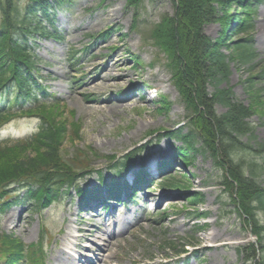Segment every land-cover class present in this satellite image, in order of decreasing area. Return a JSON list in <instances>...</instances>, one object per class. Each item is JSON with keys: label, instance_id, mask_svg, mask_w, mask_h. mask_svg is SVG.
<instances>
[{"label": "rangeland", "instance_id": "374dc122", "mask_svg": "<svg viewBox=\"0 0 264 264\" xmlns=\"http://www.w3.org/2000/svg\"><path fill=\"white\" fill-rule=\"evenodd\" d=\"M241 1L243 0H213L212 12L208 18H203L202 14L190 10L193 9V4L197 5L196 0H136L135 2L130 0H67L62 7H55L46 16L39 13L34 23L41 22L43 26H49L50 35L37 40L36 54L42 60L39 67L41 72L37 73L42 78L43 85L48 87L50 94L55 96L64 94L62 103L66 105L63 107L62 104L56 108L47 107L43 111L56 125L51 136L56 139L57 160L67 161L64 162L66 165H70L69 162L74 159L92 164V169L104 170L102 172L110 181L113 173L110 168L119 160H124L122 159L123 154L133 151L136 144L155 133L159 136L161 134L162 137L156 136L162 141L157 148L150 147L146 152L150 155H160L165 159L171 153L175 156V148L182 144L173 141L175 148L173 147L172 150V142L164 136L175 126L185 123L188 128H185L184 133H189V128H191L189 126H195L199 130L197 147L202 148V140H209L211 133H215L210 127L212 126L211 120L199 113V110L204 107V104H199L201 101L199 94L194 96L191 91L192 88L197 90L198 82L189 83L188 78L182 71L180 72L183 59L179 55V52L186 53L190 61V63L188 61L189 73L193 74L198 68L193 59L195 55L191 47L197 41L198 43L207 41L210 44L220 41L221 47H224L223 52L231 59H234L235 42L245 40L252 45L255 52L253 69L233 63L229 81L223 83L221 88L232 91L233 100L243 103L248 109L254 135L259 143L264 144V40L260 35L264 24V0L251 14L240 6ZM27 4V0H20L18 3L24 15H26ZM112 10L117 11L116 17L120 18V23L109 22L105 18V14ZM246 20H251L249 21L251 30L246 34L236 35L235 26ZM101 22L107 23L98 26ZM176 38L181 39L180 46H177ZM109 42L124 44L127 48V51L122 54L121 63H128L126 66L130 68L129 73L134 76V80L123 83V91L112 90L101 97L109 101L126 99L132 89V92L136 94L134 106L125 111H115L113 114L107 113L109 111L107 104H104L107 110L102 113H96L94 110L90 113L86 109L83 111V108L93 104L90 102L91 95L79 96V90L85 82L89 81V77L83 74V69H76L80 60L74 65H70L69 60L77 55L80 59H85L86 65L94 64L98 68L93 71L92 76H94L103 69L104 64H107V59L97 58L96 48L98 45H109ZM116 51L115 48L109 46L104 48L103 53L112 55ZM159 66H164L165 69L161 71ZM73 69L79 73L77 78L72 75ZM158 69L160 73L164 72L169 80L162 83L161 87L156 86L159 83ZM150 73L153 74L152 79H148ZM135 80L142 81L139 87H135L133 83ZM249 80L256 82L258 93L255 91L248 93L247 82ZM143 86L150 89L153 96L157 95L158 99L162 98L160 99L162 104L156 100L152 101V96L145 99L143 94L145 90L141 91L142 100H139L138 93L140 94L139 90ZM203 88L207 94H213L210 84H204ZM71 97L73 101L78 100V102L73 104ZM213 111L216 115H222L226 109L217 105ZM29 126L30 121L28 120L14 122L3 132L0 140L7 138L9 133L20 134L24 127ZM99 134L105 144L101 143L103 139L98 138ZM212 139L215 141V138L212 137ZM241 142L248 143V137H243ZM256 147L258 146L255 145L254 148ZM220 149L222 147L219 148V153L222 154ZM209 150L212 149L209 147ZM45 152L44 148L36 145L28 147L23 152L16 151L8 157H0V178L11 175L14 169L12 165L19 159L38 157L41 154L44 155ZM256 155L258 154L255 152L240 154L246 162H256L260 168L262 166L264 169V157ZM220 158V161L225 164L221 155ZM139 164L136 169H139ZM85 167L87 165L83 164L81 170L83 174L78 173L74 176L76 180L81 181L79 183L81 185L87 183L85 181L87 171L91 170ZM179 167L172 176L166 179L179 181L182 186H187V191L184 192L181 188L164 191L158 185L155 190L157 194H168L178 203L169 202L171 204L167 207L169 203L164 204L163 200L159 208H149L144 213L145 215H132L135 221L140 220L136 222L135 227L118 239L116 246L109 250V255L114 254L112 263L247 264L250 254L248 246L253 236L249 230L250 221L243 220L238 214V205L235 206V203L231 201V198L236 197L237 191L236 185L232 183L234 177L229 173L231 180L229 183L226 182L224 171L222 172L220 165H217L214 153L210 151L206 154H195L188 167L184 165ZM90 179H93V176ZM166 179L159 184H164ZM259 180L264 190V170ZM224 186L228 192L224 191ZM196 194H202L201 197H203V201L196 209L209 212L208 221L201 219L193 222L192 219L198 214L196 212L186 213L187 209H191V203H189L191 197ZM134 209L139 210L136 207ZM76 210V204L72 207L52 205L49 209L39 213L15 207L3 214L0 219V229L10 230L9 225H6L7 216L9 213L13 215L12 212H18L20 217L13 219V223L18 227L14 231L17 238L27 245L37 243L40 241L43 227L46 226L52 231L49 233V242H54L59 231L69 227L72 218L70 213H75ZM126 213L120 211L121 219H124L126 215L129 216ZM183 214L188 218H184ZM259 218L264 224V212L259 213ZM111 222L114 224L115 219ZM112 229H115V226L112 225ZM261 229L263 227L259 229V233ZM213 230L225 237L217 241L215 244L219 246L217 248L207 247L203 241L204 236ZM229 239L233 240L229 241ZM184 244L188 245L186 252L188 254L190 251L189 255L176 256V250H180ZM200 248L204 250L199 251ZM192 251L195 254H192ZM47 252L48 264L68 262V259L66 257L62 259V256L54 259L57 251L51 245L48 246Z\"/></svg>", "mask_w": 264, "mask_h": 264}, {"label": "trees", "instance_id": "16d2710c", "mask_svg": "<svg viewBox=\"0 0 264 264\" xmlns=\"http://www.w3.org/2000/svg\"><path fill=\"white\" fill-rule=\"evenodd\" d=\"M54 1L57 3L59 2V0ZM130 1L135 2L136 0ZM212 1L213 0H196L197 5L193 4L192 6L194 7L190 10L202 14L203 18H208L212 12ZM48 2V0H28L27 16L23 19L22 12L15 0H0V91L5 88L10 81H16L19 84L16 96L17 100L23 99L26 101L32 96V92L26 84L28 85V81H31V79L28 80L30 77L29 72L35 70L36 63L28 48V40L32 37L33 33L28 22H30L31 16L35 14L37 9L47 13ZM240 5H243V1L240 2ZM244 7H247L246 9L252 12L253 3ZM249 30V20L235 26L237 35L242 33L245 34L249 32ZM176 39L179 41V43L178 41L176 42L177 46H180L182 42L180 41L181 39ZM191 48L193 55H195L193 59L195 63H197L198 69L193 74H190L188 67L190 61L186 53L182 54L179 52L180 57L183 59V62L180 64V72L182 71L188 78L187 80L189 83L193 84L198 82L197 85H199V87L196 88L197 90L192 88L191 91L194 96L199 94V100H201L199 104H204V107L199 110V113H201L203 117L206 116L211 120L212 126L210 125V127L214 129L215 133H211V136L215 138V141H213L210 136L209 140H202L203 146L202 148H198L197 141L200 133L195 126H189L191 127L189 128V133L183 134L181 132L175 137L183 142L186 150L185 158L187 160L191 159L194 154H206L209 151L214 153L217 165L228 170L234 177L232 183L236 185V192L241 206L249 221L254 223V228H258L256 212L264 211V190L259 183L261 169L255 162H246L240 154H252L253 152L261 153V151H264V144L259 143L257 137L254 135V129L249 121L251 115H249L248 109L245 108L243 103L233 100L232 91L221 88L223 83L229 81L231 65L233 63L245 66L248 69H253L255 52L251 44L244 40L235 42L234 59L225 55L223 52L224 47H221L220 41H217L216 44H210L207 41L198 43L197 41ZM23 75L26 78L23 77ZM207 83L210 84L213 89L212 95L207 94L205 92L206 90L203 88V85ZM247 83L249 85L247 90L249 94L254 91L256 93L259 92L254 80H249ZM253 98H255V96H253ZM256 103L259 105L257 99ZM217 105L226 109V112L222 115H216L213 108ZM2 119L3 116H0V121ZM46 122L50 123L48 130L56 128V125L52 123L50 119H48V121L46 120ZM46 122H44V126ZM243 137H248L249 142H241ZM34 141L35 143L31 144V146L37 145V147L44 148V151H46L44 155L41 154L38 157H25L19 159L17 163L12 165L14 169L11 175L15 177L26 176L31 178L41 187V190L35 193V197L40 193V199L43 198V196H46L47 199H51L52 192L49 190L52 185L58 184L60 181H66L67 179L70 180V175L68 176L66 174L67 171L64 166L62 168L61 162L58 163L57 159H54L58 151L57 147L53 146V143L56 141L55 138L50 135H44L43 138L38 136ZM252 143L254 144L253 146L251 145ZM56 144L55 142V145ZM255 145L258 147L254 148ZM209 147L212 150H209ZM221 147L222 149H220V151L222 154L219 153V148ZM27 148L26 146L23 147V149L8 150L1 154L0 157H8L16 153V151L23 152ZM220 155L226 165L223 161H220ZM58 161H60V159ZM8 171L10 172L11 170ZM169 183L174 184L172 182ZM193 199L194 202H196L197 198L195 197ZM254 204H257V206H254ZM262 248H264V245ZM17 249L19 251L22 250L20 246H18Z\"/></svg>", "mask_w": 264, "mask_h": 264}, {"label": "bare ground", "instance_id": "6f19581e", "mask_svg": "<svg viewBox=\"0 0 264 264\" xmlns=\"http://www.w3.org/2000/svg\"><path fill=\"white\" fill-rule=\"evenodd\" d=\"M131 5V4H130ZM132 6V5H131ZM117 15V11L116 10H112L109 11L105 14V18H107V20L109 22H118L120 23V18L116 17ZM107 22H101L98 26H103L105 25ZM264 23V22H263ZM109 31V30H107ZM260 35L261 38L264 40V24L262 29L260 30ZM109 45H98V47L96 48L97 54L96 56H98L97 58L99 60H104L107 59V64H104L103 69L99 72V73H95L94 76H92L93 71H96L98 68L94 66V64H90V65H84V72H86V75L89 77V81L84 83L83 86L81 87V89L79 90V96H84V95H91V99L90 102H93L94 104L91 105H95L97 104L98 106H86L85 108H83L82 110L84 111V109H86L88 112L92 113V110H94L96 113H102L105 112L107 110V107L104 104H107L109 107V111L107 113L109 114H113V112L115 111H125L127 108H130L132 106H134V101L136 98V94L131 91L127 94V98L126 99H121V100H113V101H109L108 99H101V96L103 95H107L108 92L112 91V90H116L117 92H121L123 91V87L122 85H124L123 83L125 82H132L134 80V76L132 74H130V68H128V66H126L128 63H121L123 61L122 59V54L123 52L127 51V48L125 47L124 44H115L114 42H109ZM113 47V49L115 48L117 51L115 53H112V55H105L103 53V50L105 47ZM130 46V45H129ZM162 69H165L164 66H159ZM159 76H158V80L159 83L156 85L157 87H161L162 83H166L167 81H169L166 78V75L164 74V72L160 73L159 69L158 72ZM156 73V74H157ZM152 73H150L148 75V79H152ZM157 76V75H156ZM139 77V76H138ZM134 85H136L135 87H139V85L142 83V81L140 80H135ZM155 90V89H152ZM169 90V89H168ZM62 97L64 96V94L61 95ZM138 97V96H137ZM139 98V97H138ZM140 100H142V98H139ZM146 99V97H145ZM162 99V98H160ZM160 99H158V96L155 97L156 102L159 101V103L161 102ZM71 101L73 104L77 103L78 100L73 101L72 97H71ZM162 104V102H161ZM96 138V137H95ZM98 138L101 139V135H98ZM103 139V138H102ZM107 141V140H105ZM101 143H104V139L103 141H101ZM105 144V143H104ZM107 144V143H106ZM155 162H153L154 165ZM162 197V196H161ZM168 198L170 196H167ZM166 198V199H168ZM169 202H166L165 204H167ZM175 204L178 203V201L174 202ZM171 203H169L167 205V207L170 206ZM15 217V215H14ZM11 217H9L10 219ZM179 225V224H177ZM183 226H185V224H181ZM181 226V228L183 227ZM99 227L96 228H85L83 229V235H86L88 233H91L93 231H98ZM101 235L102 233H95V235L90 238L88 240V242H91V245L86 244V246H93L92 249H88V252H92V250L94 248H97L99 241H101ZM96 237V238H94ZM108 235H105L104 239L107 238ZM81 238V235L79 233V229L78 227L74 226V228H71V232L67 233L66 237H65V243H64V247L62 249V253H64L65 255L67 253H69V250H74V247L76 246V244L80 241L79 239ZM94 238V239H93ZM91 239H93V242L91 241ZM219 239H225V237L220 234L217 231H211L209 232L207 235L204 236L203 241L205 244H207V247H213V248H217L219 246L215 245L217 243V241ZM114 240V237H111L112 241ZM233 240V239H229ZM109 241V242H110ZM85 246V248H86ZM109 247L107 248L106 253L108 252ZM204 250L203 248H200L199 251ZM71 255V253H69ZM80 254H77L76 256H78ZM84 256H87V254H84ZM106 256V254H104L102 256V260L103 258Z\"/></svg>", "mask_w": 264, "mask_h": 264}]
</instances>
